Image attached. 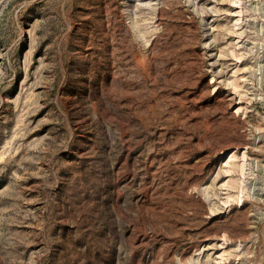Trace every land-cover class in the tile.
<instances>
[{"label":"rangeland","instance_id":"rangeland-1","mask_svg":"<svg viewBox=\"0 0 264 264\" xmlns=\"http://www.w3.org/2000/svg\"><path fill=\"white\" fill-rule=\"evenodd\" d=\"M0 264H264V0H0Z\"/></svg>","mask_w":264,"mask_h":264}]
</instances>
